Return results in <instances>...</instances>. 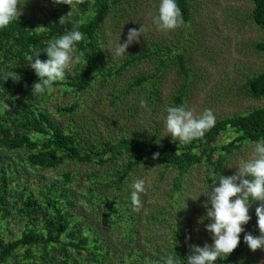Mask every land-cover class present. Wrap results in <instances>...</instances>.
I'll return each instance as SVG.
<instances>
[{"label": "rangeland", "instance_id": "rangeland-1", "mask_svg": "<svg viewBox=\"0 0 264 264\" xmlns=\"http://www.w3.org/2000/svg\"><path fill=\"white\" fill-rule=\"evenodd\" d=\"M188 1L191 19L174 31L162 32L153 23L160 0H110L107 17L97 29L98 41L106 50L108 61L86 90L61 85L53 86L51 92L33 95L32 85L31 95L22 97L10 86L11 78L2 80L0 194H5V200L0 231L6 240L20 237L29 225L19 200L21 191L25 189L28 195L41 200L43 196L39 189L42 184L55 183L74 195V204L82 212L76 223L95 224L102 235L122 237V216L129 213L138 219L139 234L143 239L138 246L148 250H164L169 246L174 249L178 236L182 235L191 237L179 241L186 250L185 258L190 253V244L201 247L205 243L213 244L212 234L205 227L211 222L206 218V195L220 175L230 176L238 171L236 166L241 160L250 158L257 141H246L230 152L215 151L212 159H205L191 169L177 194L172 189L176 167L166 163L141 166L126 180L118 206L110 210L100 197L109 192L110 180L122 170L127 161L125 156L116 165L103 168L69 158L57 167L44 168L26 161L27 149L13 148L3 140L7 133L17 135L22 131L19 125L22 108L41 107L54 115L64 130L73 133L86 147L105 138L136 136L170 148L179 141L173 142L166 129L169 106H186L196 116L211 109L215 122L264 106V96H250L243 86L264 66V50L260 47L264 32L252 19L254 1ZM20 7V16L35 22L61 17L74 19L76 16L87 21L95 13L93 8L82 7L80 0H74L72 8L54 4L53 0H20ZM142 25L145 36L140 37V43L131 44L123 57L112 56L109 50L114 49L119 40L121 43L127 40L128 30H139ZM13 62L3 65V77L13 71ZM82 65L70 69L65 79L80 73ZM142 100L146 102L144 107ZM4 104H9L11 110L5 109ZM72 106H75L74 111H60V108ZM37 136L40 135L35 134L34 138ZM219 140L223 142L227 137L222 136ZM3 173L6 176L12 173L17 195L11 193V180L5 184L1 179ZM67 177L72 180L67 181ZM138 179H144L145 191L140 194L141 206L137 209L132 204L131 193L134 191L132 185ZM259 203L252 201L251 220L243 226L245 232L240 235L239 264H264V249L253 252L244 242L248 232L260 235L259 231L254 232L258 225L255 209ZM51 215L52 211L43 207L35 216L34 226L43 230ZM15 260L23 261L22 257ZM222 260L218 258L215 264H221Z\"/></svg>", "mask_w": 264, "mask_h": 264}, {"label": "trees", "instance_id": "trees-1", "mask_svg": "<svg viewBox=\"0 0 264 264\" xmlns=\"http://www.w3.org/2000/svg\"><path fill=\"white\" fill-rule=\"evenodd\" d=\"M253 1L252 19L264 32V0ZM80 3L82 7L93 8L95 11L87 21H81L76 16L74 19L65 17L63 23H60L61 18L35 22L20 16L8 27L0 30V87L4 84L3 65L8 61H15L12 63L13 71L19 74L20 80H11L9 84L22 97L30 96L31 86L39 81V77L30 67L28 58L36 50L43 51L53 38L76 26L84 34V40L77 48L83 53L86 63L82 65L80 73L56 82L54 87L67 85L86 90L93 85L98 72L102 71L108 61L106 50L98 41L97 29L107 17L110 0H80ZM176 3L181 9L183 21H189V1L176 0ZM260 47L264 50V38ZM40 58L45 60L48 56L42 52ZM243 86L250 96H264V66L259 74L249 78ZM74 110L75 106L60 108L63 112ZM19 125L22 131L17 135L7 133L3 140L13 148L27 149L29 153L25 159L32 166L54 168L69 158L103 168L116 165L125 156L127 161L122 170L110 180L112 185L109 192L100 197L101 202L108 204L109 209L113 210L121 201L126 180L141 166L166 163L176 167L172 189L177 194L181 192L191 169L205 159H212L215 151L230 152L246 141L264 139V106L243 115L219 119L203 138L187 144H174L170 148L160 142L145 141L136 136L105 138L96 145L86 147L77 141L73 133L66 132L54 115L41 107L30 110L22 108ZM35 134L40 136L34 138ZM222 136H226L227 140L220 142ZM155 153L160 154L159 158L153 159ZM1 179L5 184L7 180H11V193L17 195L12 173L9 176L3 173ZM66 180L70 182L72 179L67 177ZM90 190L92 192V188ZM39 193L43 196L41 200L28 195L25 189L21 191L19 200L29 225L20 237L12 240H6L0 231V264H164V258L169 254L175 257L178 264L187 262L186 250L182 249L179 242L186 241V235L178 236L174 249L169 246L164 250H148L137 244L143 239L139 234L136 216L129 213L122 216V237L105 236L98 231L95 224L84 226L76 223L82 212L74 204L75 197L72 193L61 189L55 183L42 184ZM4 200L5 194H0V221ZM173 204L174 201L171 206ZM43 207L51 210L52 215L50 222L40 230L34 226V221ZM258 231L257 225L254 232ZM241 252V249L234 250L223 258L221 264H239L237 254ZM19 257L23 261L15 260Z\"/></svg>", "mask_w": 264, "mask_h": 264}, {"label": "clouds", "instance_id": "clouds-1", "mask_svg": "<svg viewBox=\"0 0 264 264\" xmlns=\"http://www.w3.org/2000/svg\"><path fill=\"white\" fill-rule=\"evenodd\" d=\"M53 3L66 4L72 8L74 0H53ZM21 14L20 0H0V30L19 19ZM64 18L61 17L60 23L64 22ZM153 23L162 32L174 31L183 25L182 12L176 0H160L158 15L153 17ZM142 35L145 36L143 25L139 30L129 29L127 40L123 43L119 40L114 49L109 50L111 55L123 57L131 44L140 43ZM83 40L84 34L76 26L50 40L43 51L36 50L28 58L30 67L39 77V81L32 86L33 95L51 92L54 84L63 81L70 69L86 63L83 53L77 54V45ZM42 52L47 54V60L40 58ZM10 78L13 81L20 80L15 71H9L3 77L5 81ZM141 106H146V102L142 100ZM3 107L11 110L9 104H4ZM166 111V129L173 142L187 144L203 138L215 125V115L211 109H205L199 116L183 105L169 106ZM159 155L155 153L153 159L159 158ZM236 167L238 171L234 175H220L218 182L206 195V218L211 222L205 227L212 234L213 244L205 243L203 247L190 244L187 264H215L218 258H225L233 253L241 242V233L245 232L243 226L251 220L249 208L252 201L260 202L255 209L260 235L248 232L244 235V242L253 252L264 249V139L255 142L250 158L241 160ZM132 186L134 191L131 193V201L138 209L141 206L140 194L145 191V181L138 179ZM187 239L190 240L191 237ZM164 264H178V261L169 254L164 258Z\"/></svg>", "mask_w": 264, "mask_h": 264}]
</instances>
